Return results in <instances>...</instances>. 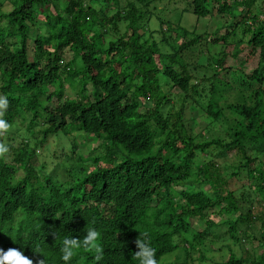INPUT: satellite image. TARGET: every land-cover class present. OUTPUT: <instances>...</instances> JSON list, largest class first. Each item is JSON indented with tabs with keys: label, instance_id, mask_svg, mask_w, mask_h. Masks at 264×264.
<instances>
[{
	"label": "trees",
	"instance_id": "1",
	"mask_svg": "<svg viewBox=\"0 0 264 264\" xmlns=\"http://www.w3.org/2000/svg\"><path fill=\"white\" fill-rule=\"evenodd\" d=\"M164 1L0 0V98L4 119L24 130L0 157V248L30 258L39 249L47 264H65L63 238L83 239L87 227L101 232L103 259L81 249L70 264H139L140 233L160 264H200L205 242L225 234L264 246V233L248 231L254 222L264 229V3ZM161 2L163 11L182 2L195 23L162 14L150 28ZM215 16L226 19L197 31L200 18ZM208 43L223 48L213 54ZM189 104L223 127L192 135ZM71 130L99 140L102 152L78 155L71 139L75 161L62 177L36 149ZM241 175L237 193L229 181ZM179 250L182 261L162 263ZM229 251L219 264H264V248Z\"/></svg>",
	"mask_w": 264,
	"mask_h": 264
},
{
	"label": "rangeland",
	"instance_id": "2",
	"mask_svg": "<svg viewBox=\"0 0 264 264\" xmlns=\"http://www.w3.org/2000/svg\"><path fill=\"white\" fill-rule=\"evenodd\" d=\"M64 0H58L59 3H62ZM164 1V0H163ZM166 2V1H164ZM163 2V3H164ZM264 3V0H257L256 6L260 7ZM161 4L157 6V10L155 14L153 15L152 19L149 22V27L155 29L156 27H159V18H162V14H168L173 22L180 21L181 25L184 26H191L195 23L196 16L192 12H183L181 11L183 7V3L181 2V5H178V8L170 10V11H163L161 8ZM11 9V6L8 2H5L2 10L3 11H9ZM262 15V14H259ZM263 16V15H262ZM224 18V19H223ZM226 17L219 18L218 16H215L211 19V21L208 20H202L201 18L198 20V26L197 31L200 33H203L206 31L207 33H211L218 25L219 23L225 21ZM209 24V25H208ZM220 34V33H218ZM220 46H216L214 44L208 43V50L210 53L216 54L219 53V51L223 48L222 44H218ZM175 46H177V43H175ZM69 54V53H68ZM70 56V55H69ZM68 57V55H67ZM64 79V78H63ZM225 79L236 83L238 82L237 77L233 74H226ZM63 86H64V92L66 95H75L74 91V84L70 83L68 80H63ZM90 86L88 85V89ZM53 101H55L53 99ZM54 103V102H53ZM194 108V109H193ZM203 113L201 110H195V106L193 104L188 105V109L186 110L185 114V122L187 128H189L192 135L200 134V137H208L212 136V134H217V132L220 130V127H223V122L218 121L215 123H210L204 116H202ZM16 132L18 134L24 133L23 129H20L17 127V125H12L9 127V130L6 132L7 135H9L10 140L7 139V137H4L3 143L4 144H10L15 143L19 140V137L15 140L13 139L14 136H16ZM212 133V134H211ZM13 137V138H12ZM71 139L73 141L77 142V153L78 155H84V156H90L91 153L94 154H100L102 151V148L94 149V147H97L99 145L100 141L96 140L92 137H87L81 132H75L74 130H71V132L68 133V135H64L62 133H59L57 135H54L52 138L49 139V141L43 146V148H37L36 154L38 156L48 157L50 155L47 167H51L52 173H60L65 167L69 166L71 163L75 161V159L71 158ZM43 153V154H42ZM229 154V157L231 156L232 159L234 158V155ZM264 158V157H263ZM53 159V160H52ZM39 162V160H38ZM231 170L228 169L227 173ZM63 172H61V176L63 177ZM22 172L18 171L17 176H21ZM240 178V179H239ZM229 186L232 189H236L235 191L237 193L241 190V184H242V175L238 177H233L229 181ZM243 187V185H242ZM253 188V187H252ZM215 219L219 220L220 217L216 216ZM193 227L196 229H202L204 227V222L200 219H195L193 221ZM225 230V228H222ZM250 234H254L256 238H260L262 234L264 233V229L260 226L258 222H254L252 224V227L248 229ZM229 236L225 234L224 236L220 238H215L212 240L211 244L210 242L206 241L204 245V255L205 260L200 264H219L223 260H225L229 254V250H231V253H235L238 256L241 255H250L253 253H260L264 246L262 244L258 245L256 240L249 239L245 242L241 243L240 245H236L231 239H227ZM230 248V249H229ZM184 259V254L181 250L167 253L163 255L162 257V263H169L171 261H182Z\"/></svg>",
	"mask_w": 264,
	"mask_h": 264
},
{
	"label": "clouds",
	"instance_id": "3",
	"mask_svg": "<svg viewBox=\"0 0 264 264\" xmlns=\"http://www.w3.org/2000/svg\"><path fill=\"white\" fill-rule=\"evenodd\" d=\"M7 107V99L0 98V134L7 132L10 127L4 119ZM8 152L9 147L4 143H0V157H5ZM101 241V232L95 228L88 227L83 239L65 236L60 248L61 258L65 264H70L73 257L83 249L86 252L92 253L95 261L99 262L103 259L104 255ZM135 244L138 250L134 252L133 258L138 260L139 264H160L156 258V250L152 246L150 239L147 238V233H140ZM34 254L35 258H30L16 247H10L6 251L0 248V264H47V257L39 249H34Z\"/></svg>",
	"mask_w": 264,
	"mask_h": 264
}]
</instances>
